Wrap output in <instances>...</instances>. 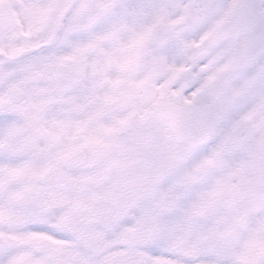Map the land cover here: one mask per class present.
<instances>
[{
    "label": "snow or ice",
    "instance_id": "obj_1",
    "mask_svg": "<svg viewBox=\"0 0 264 264\" xmlns=\"http://www.w3.org/2000/svg\"><path fill=\"white\" fill-rule=\"evenodd\" d=\"M0 264H264V0H0Z\"/></svg>",
    "mask_w": 264,
    "mask_h": 264
}]
</instances>
